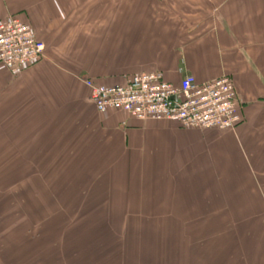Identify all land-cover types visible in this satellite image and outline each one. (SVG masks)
I'll return each instance as SVG.
<instances>
[{"label": "crops", "instance_id": "0c3cea01", "mask_svg": "<svg viewBox=\"0 0 264 264\" xmlns=\"http://www.w3.org/2000/svg\"><path fill=\"white\" fill-rule=\"evenodd\" d=\"M11 16L46 52L19 76L0 67V171L20 172L22 205L59 202V191L89 205L35 245L21 231L36 212H19L20 230L12 212L0 214V264H264V0H0V20ZM151 72L177 84L228 76L241 123L186 129L91 103L87 79L112 86ZM78 219L100 220L102 231L61 243ZM206 219L224 221L210 234ZM160 234L163 256L141 260L142 236L148 247Z\"/></svg>", "mask_w": 264, "mask_h": 264}, {"label": "built area", "instance_id": "2783aa9c", "mask_svg": "<svg viewBox=\"0 0 264 264\" xmlns=\"http://www.w3.org/2000/svg\"><path fill=\"white\" fill-rule=\"evenodd\" d=\"M46 46L18 16L0 20V67L12 76L37 64ZM91 102L106 114L118 111L139 121H172L186 129L231 131L241 122L233 81L222 76L200 83L193 75L178 85L161 72L132 75L124 85H97L87 79Z\"/></svg>", "mask_w": 264, "mask_h": 264}, {"label": "rangeland", "instance_id": "374dc122", "mask_svg": "<svg viewBox=\"0 0 264 264\" xmlns=\"http://www.w3.org/2000/svg\"><path fill=\"white\" fill-rule=\"evenodd\" d=\"M85 78H87V77H85ZM33 160L35 163V158ZM1 161H0V164L3 162V161L2 162ZM38 164L40 165L41 161L40 162L38 161ZM45 164H47V162ZM45 164H44V166H45ZM33 171H34L33 172V176H34V175H36V173H35L34 169H33ZM39 171H41V169ZM19 173H20L19 171H14L12 173L0 171V214L6 213V212H9V213L12 212L11 222L13 224L18 225L19 224V215H18L19 212L27 211L30 214L32 211H34L37 213L36 214L37 217L35 216L36 219H38L37 224H38V222H40V224H43V226L38 227V228H40V230L38 232L34 231L36 229V227H34V229H33V227H31L32 225H31L30 220H28V222H26L27 225L26 224L22 225V229L24 227H25V229L21 232L22 233L25 232L24 234H27V240H26L27 245H35L38 243H50L51 239H49V238L50 237L55 238V237L53 235L50 236L49 234L53 233V231L55 232L56 227L62 229V227L64 228L68 224L67 219L63 218L64 214L66 215L67 212H69V211H77L79 209H83V207H86L87 205H89V204L81 205V203H80V204H78V206H76L73 203H68V201L66 200L67 199L66 198L67 197L66 191L62 192V194H61V191H59V194L63 198L65 197L64 199L60 198L59 202H58V200H56V202L53 203L51 200H49L48 197H46V198L41 197L42 198L41 201H39L37 204H35V202H33V201L31 203L30 198H29L27 204L24 203L22 205V203H20V197H21V194L19 192V190H21L20 186H22V190H27L29 188L26 189V187H24L23 183L20 184V182H17L20 180H14L15 178H17ZM28 174L30 175L31 173L29 172ZM12 180L15 183L14 184L12 183L13 185L11 187H5V185H7L9 182H12ZM32 186H33L34 191L36 190L37 192H41L42 196H45L47 189H43L39 185L37 187L36 184H32ZM55 190H56V188H54V193L58 192ZM10 196L14 199L13 202H12V198ZM114 209H115V206H113L110 210L113 211ZM53 211L55 212V213H53V215L55 214L56 219L55 220L51 219L52 220L51 221L48 216H49V213H51ZM58 212H60L61 215H59ZM54 221H55V223H54ZM223 221H224V219H215L214 221H213V219H211V220L206 219L203 226H202L203 227L202 229L206 233L210 232V234H211V231H217L219 229V227ZM6 222H8V221H6ZM52 222H53V224H52V226H50L49 224H51ZM108 222L109 221L107 220L106 225L104 224V228H106V227L109 228L111 226V225L109 226ZM16 227H18L17 229L20 230L19 225ZM47 229H49V231L43 233V231H45ZM13 233H16V236H13L14 240L12 241V243L13 244H19L20 243V237H21L20 232H18L16 230ZM156 237H157V240L152 242L153 244L150 242L148 247H147L148 237L142 236V238L140 239L143 241H142V244H141L139 251L136 250L135 254L136 255L139 254L141 260H146V258H149L150 260H155L157 262L158 257L163 256V249L162 248H163V244H164V237L162 234H160L159 236H156ZM63 239L64 238L61 237L62 242H63ZM46 240H49V241H46ZM84 241H85V238L81 239V241L78 243H81ZM98 241L100 242V240H98ZM92 242L95 244L97 243L99 245L101 244V243H98L97 240L92 241ZM224 242L226 243V238H225ZM21 243L24 244L23 237H22ZM206 246H208V245H206ZM210 246H208V247L210 248ZM208 254H210V255H208ZM214 254L216 255L218 253L215 252ZM63 255L66 256V254H63ZM204 256L205 257L202 260H206L207 257H210L209 259H211L212 258V252L206 253ZM216 260L217 259L215 257L214 262L211 261L210 264H215V263L221 264L220 261H218V260L216 261Z\"/></svg>", "mask_w": 264, "mask_h": 264}, {"label": "trees", "instance_id": "16d2710c", "mask_svg": "<svg viewBox=\"0 0 264 264\" xmlns=\"http://www.w3.org/2000/svg\"><path fill=\"white\" fill-rule=\"evenodd\" d=\"M38 38V37H37ZM39 39V38H38ZM40 40V39H39ZM41 41V40H40ZM42 60V59H41ZM40 60V61H41ZM31 67H33V66H31ZM164 77H165V75H164ZM130 78V77H129ZM128 78V79H129ZM127 79V80H128ZM165 80L167 81V79H166V77H165ZM168 82H170V81H168ZM126 83V82H125ZM124 83V84H125ZM172 83V82H171ZM124 84H119V85H124ZM173 84H175V85H178L177 83H174L173 82ZM107 86V85H106ZM92 103V102H91ZM94 105V104H93ZM95 106V105H94ZM116 112H118V111H116ZM239 112H240V109H239ZM122 113V112H121ZM240 115H241V121H242V114L240 113ZM241 123V122H240ZM14 180H20V173H19V175L17 176V178H15ZM17 182H19V181H17ZM12 183L14 184L15 182L12 180ZM19 192H20V190H19ZM11 197V196H10ZM12 198V197H11ZM13 198H12V202H13ZM48 210V209H47ZM52 213H54V211L53 212H51V213H49V215L50 214H52ZM79 220V219H78ZM76 221V226H75V228H76V230L73 232V234H71V235H65V236H63V242L61 241V243H64V244H75L76 242L78 243V242H80L81 241V239H84L85 237H87L86 235H88L89 233H100L101 231H102V229L100 228V227H102L103 226V223L100 221V220H93V219H89V220H86V221H84L83 219H80L79 221ZM31 221V227H33V229H34V227H36V229L34 230L35 232H38L39 230H40V228H38V227H41V226H43L42 224H40V222H38V224H37V220L36 219H31L30 220ZM135 221H130V220H125V221H123V220H109V226L111 225V226H113V225H116V226H129V227H131L132 225L131 224H133ZM100 223H102V225H99ZM105 224V223H104ZM50 226H51V224H49ZM38 228V229H37ZM98 228V229H97ZM94 229H97L96 231L94 230ZM86 232H89L88 234H86ZM96 236V238L97 237H99L100 235H98V234H95ZM110 236H107V238H109ZM127 241H125L124 243L125 244H127V243H131V240L130 239H132V237H127ZM76 240V241H75ZM82 243V242H81Z\"/></svg>", "mask_w": 264, "mask_h": 264}]
</instances>
